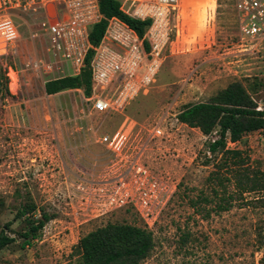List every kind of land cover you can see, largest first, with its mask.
<instances>
[{
  "label": "rangeland",
  "instance_id": "374dc122",
  "mask_svg": "<svg viewBox=\"0 0 264 264\" xmlns=\"http://www.w3.org/2000/svg\"><path fill=\"white\" fill-rule=\"evenodd\" d=\"M12 14L21 37L15 51L0 59V233L12 222L7 232L17 241L0 252V264H82L77 249L81 238L109 223L153 232L155 248L141 264H264V190L237 196L231 210L212 213L209 219L194 213L187 199L210 191L206 180L213 168L203 165L202 152L216 135L207 137L182 124L179 112L209 102L233 82L246 86L264 112V46L238 49L230 1L219 2L214 32L205 45L168 53L150 92L122 115L91 112L83 89L47 94L45 80L50 77L26 70L25 64L47 59L48 37L39 30L38 16ZM198 18L192 31L203 36L204 16ZM158 123L163 135L155 138L151 130ZM123 125L133 128L128 158L141 149L143 164L174 190L152 230L133 207L102 216L94 211L98 197L90 189L113 184L129 166L116 162L99 141ZM229 146L245 151L249 167L264 172V131ZM26 206L29 213L19 219ZM44 214L49 220L23 247L19 234L28 229L26 220L38 222Z\"/></svg>",
  "mask_w": 264,
  "mask_h": 264
},
{
  "label": "built area",
  "instance_id": "2783aa9c",
  "mask_svg": "<svg viewBox=\"0 0 264 264\" xmlns=\"http://www.w3.org/2000/svg\"><path fill=\"white\" fill-rule=\"evenodd\" d=\"M120 1L124 14L150 21L144 37L114 17L107 20L104 35L94 46L91 30L104 19L100 0H0V59L15 51L21 37L12 12L38 16L39 30L48 37L47 59L28 61L26 70L50 77L45 83L78 76L93 51L92 90L91 95L85 97L90 110L100 115H122L135 100L150 92L168 53H184L193 46L205 45L207 35L214 32L220 1H230L233 5L239 31L238 49L249 51L264 46V0ZM198 11L204 16L203 36L201 31H192ZM37 36L33 33V37ZM132 132L133 128L127 130L123 125L117 133L104 135L99 140L113 153L116 162L129 166L113 184L107 181L90 189L91 196L98 197L95 207L98 208L94 211L102 216L133 207L145 226L152 230L160 222L174 190L143 164L141 149L128 158L127 146ZM151 135L155 138L163 135L160 123L153 127Z\"/></svg>",
  "mask_w": 264,
  "mask_h": 264
},
{
  "label": "trees",
  "instance_id": "16d2710c",
  "mask_svg": "<svg viewBox=\"0 0 264 264\" xmlns=\"http://www.w3.org/2000/svg\"><path fill=\"white\" fill-rule=\"evenodd\" d=\"M100 4L104 19L91 30V41L94 46L100 43L107 27V20L114 17L121 19L140 37H144L150 25L149 20L141 21L124 14L120 10V0H100ZM93 53V51L89 53L86 68L80 75L46 82L47 94L83 89L86 96H90L92 90L90 64ZM1 91L0 81V93ZM177 119L182 124L199 129L207 137L216 135L215 139L206 142L202 152L203 165L213 168L206 180L210 191L187 198L194 213L209 219L212 213L221 214L231 210L237 196L264 190V172L249 167L250 159L245 151L229 146L230 143L241 142L248 134L264 131V112L259 111L246 86L241 82H233L209 102L185 106L177 115ZM210 205L212 206L209 207ZM28 213L29 209L26 206L18 212L17 217L22 219ZM47 220L49 216L46 214L38 222L26 220L29 227L19 234V237L24 239L23 247L30 245L31 241L37 238ZM11 226L12 222L7 223L0 233V252L17 241L16 237L7 232L12 231ZM154 248L153 232L140 226L121 223H109L98 228L81 238L77 245L82 264H141L151 255Z\"/></svg>",
  "mask_w": 264,
  "mask_h": 264
},
{
  "label": "bare ground",
  "instance_id": "6f19581e",
  "mask_svg": "<svg viewBox=\"0 0 264 264\" xmlns=\"http://www.w3.org/2000/svg\"><path fill=\"white\" fill-rule=\"evenodd\" d=\"M199 14H200V12L198 11V15H199ZM198 15H197V16H198ZM197 20H199V18H198V19H196V21H197Z\"/></svg>",
  "mask_w": 264,
  "mask_h": 264
},
{
  "label": "crops",
  "instance_id": "0c3cea01",
  "mask_svg": "<svg viewBox=\"0 0 264 264\" xmlns=\"http://www.w3.org/2000/svg\"><path fill=\"white\" fill-rule=\"evenodd\" d=\"M46 84V83H45Z\"/></svg>",
  "mask_w": 264,
  "mask_h": 264
}]
</instances>
